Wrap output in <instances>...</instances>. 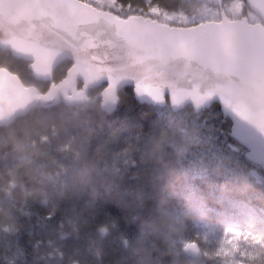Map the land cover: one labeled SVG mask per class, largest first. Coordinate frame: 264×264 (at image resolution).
Segmentation results:
<instances>
[{"label":"trees","instance_id":"16d2710c","mask_svg":"<svg viewBox=\"0 0 264 264\" xmlns=\"http://www.w3.org/2000/svg\"><path fill=\"white\" fill-rule=\"evenodd\" d=\"M151 2L162 7L173 0ZM117 3L125 9L129 5L146 8L144 0ZM69 63H60L51 81ZM28 65V61L0 48V66L16 73L26 84L46 91L50 81L35 78ZM103 87L101 84L86 93L99 105ZM118 97L112 114L88 112L56 135L87 131L90 145L95 147L110 122L127 123L126 133L134 145L129 165L109 170L102 164L91 187L76 196L26 202L23 210L14 213V231L6 233L5 226L0 225V264H84L86 259L95 258L78 255L77 249H83L84 237L102 224L109 226L102 261L112 264L125 240L132 241L146 231L142 221L153 219L161 202L181 218L185 205L191 207L193 213L183 219L175 239L180 244L197 242L203 251V264H224L217 251L228 226L243 228L250 222L257 235L264 236V169L230 136L231 121L222 115L217 103L197 112L189 105L172 111L168 104L158 108L138 102L131 87L121 88ZM58 104L38 109L55 120ZM156 145L162 152L158 161L148 158ZM188 148L194 149L199 164L192 165L185 157ZM90 200L92 207L77 216V210ZM245 264H264V251L257 259H246Z\"/></svg>","mask_w":264,"mask_h":264},{"label":"snow or ice","instance_id":"6c2138e0","mask_svg":"<svg viewBox=\"0 0 264 264\" xmlns=\"http://www.w3.org/2000/svg\"><path fill=\"white\" fill-rule=\"evenodd\" d=\"M144 4L125 9L117 0H0V42L30 56L34 75H50L61 51L72 58L45 92L0 66V115L58 91L67 95L71 89L80 97L77 76L87 83L104 75L109 80L105 101L115 99L114 87L126 77L135 80L138 93L153 99L167 86L174 103L186 96L200 103L217 93L239 118L264 133V0ZM174 65L182 69L177 78L199 82L191 90L177 87L169 79ZM231 232L228 246L217 251L225 264L259 257L258 251L240 247L247 235ZM249 243L264 241L253 236Z\"/></svg>","mask_w":264,"mask_h":264},{"label":"clouds","instance_id":"9594fccd","mask_svg":"<svg viewBox=\"0 0 264 264\" xmlns=\"http://www.w3.org/2000/svg\"><path fill=\"white\" fill-rule=\"evenodd\" d=\"M57 93L62 99L55 120L38 108L25 109L26 104L0 115V225L5 226L6 233L14 231V213L23 210L26 202L59 201L76 196L91 187L101 170L103 146L92 147L89 132L63 136L56 132H61L70 121L79 120L88 112L99 113L102 105L95 103L85 92L80 97ZM148 158L157 161L162 158L158 145L149 150ZM91 207L90 200L77 210V216ZM192 213L186 204L183 218L178 217L161 202L154 211V218L142 221L146 231L132 241L125 240L122 252L112 264H203L202 256L197 255L202 251L195 242L180 244L175 239L183 219L191 217ZM108 233L109 226L102 224L84 237V247L77 249L78 255L90 254L95 258L86 259L84 264H103L104 241ZM184 251L191 255L183 256Z\"/></svg>","mask_w":264,"mask_h":264},{"label":"water","instance_id":"95a60500","mask_svg":"<svg viewBox=\"0 0 264 264\" xmlns=\"http://www.w3.org/2000/svg\"><path fill=\"white\" fill-rule=\"evenodd\" d=\"M207 2L211 3V0H207ZM3 37H0V40H2ZM0 48L4 50L10 51L12 56L16 58L24 59L25 61L29 62V69L33 73L30 65L32 63V59L30 56L27 55H21L18 52L14 51L10 46H8L6 43L0 42ZM70 61L72 62L71 54L65 51L59 52L52 61L51 64V73L50 75L46 76H35V78L39 80H47L52 82V75L55 70V68L64 61ZM180 65H174L170 69L169 73V79L173 80L177 87L185 88L187 90H191L193 85L198 83L197 80H191L187 77L183 78H177L176 73H179L181 71ZM79 83L81 85L79 86ZM101 84H104V87L100 91V105H102L101 110L106 114H112L115 112L117 105H118V94L121 88L124 87H131L133 94L135 98L140 103H145L152 106H158L164 107L166 104H168L169 108L172 111H179V109H183L185 106L189 105L191 106L194 111H199L203 108L208 107L211 103L215 102L219 105L220 111L222 115L228 117L231 121V130H230V136L241 146H243L247 150V157L252 160L256 165L261 166L262 169H264V133H260L257 129H255L253 126L248 124L247 122L243 121L241 118H239L229 107H227L224 102L222 101L221 97L217 93H213L211 96L207 97L205 100H203L200 103H196L193 101V99L190 96H186L183 100L180 102L174 103L171 99L170 90L167 86H165L162 89L161 92V98L160 99H153L151 96H148L147 94L138 93L136 91L135 87V80L132 78H123L119 80L115 87H114V100L105 101L104 98V89L107 88L109 84V80L106 76L102 75L99 78L92 80L90 82L85 83L83 77L77 76L75 78V89L77 91L85 92L87 93L88 90L93 89L94 87L100 86ZM34 86V85H29ZM35 87V86H34ZM47 91V90H46ZM200 91L203 93L205 91V86L203 84L200 85ZM68 94H72V90H68ZM62 99L61 94L57 93L56 96L47 99V100H39V99H33L29 101L24 107L25 109L28 108H48L52 107L60 102ZM15 115V113H14ZM254 176L256 179H259V174L257 172H254ZM193 242V241H190ZM197 244V242H195ZM198 245V244H197ZM199 246V245H198ZM200 247V246H199ZM201 249V248H200ZM202 251V250H201ZM187 257L191 255L190 252L184 251L182 252ZM202 253H197V255H201ZM225 264V263H224Z\"/></svg>","mask_w":264,"mask_h":264},{"label":"rangeland","instance_id":"374dc122","mask_svg":"<svg viewBox=\"0 0 264 264\" xmlns=\"http://www.w3.org/2000/svg\"><path fill=\"white\" fill-rule=\"evenodd\" d=\"M121 123V124H120ZM127 123L124 125L119 121V124L110 122L107 125L106 130H104V135L101 136L98 141V145L103 146L104 157H103V166L105 168L113 170H122L124 166L129 165L132 160L131 152L133 151V143L130 141V134L126 133L128 128L126 127ZM120 128V129H119ZM185 157L192 161V165H197L201 161L196 158L197 156L194 153V149L188 148L184 151ZM232 229L239 230L249 237V241L253 236L259 237L254 229L251 227V223L247 222V226L243 228L236 227L234 225L228 226L225 228V235L222 239V247H227L226 239L232 237ZM261 241H264V236L259 237ZM249 241L239 240L240 247L252 252H259V257L263 254L264 244H253ZM237 259H239V254H237ZM225 263V262H224Z\"/></svg>","mask_w":264,"mask_h":264}]
</instances>
